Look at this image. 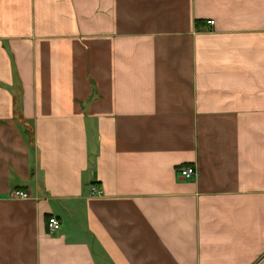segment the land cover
I'll use <instances>...</instances> for the list:
<instances>
[{
    "label": "crops",
    "instance_id": "1",
    "mask_svg": "<svg viewBox=\"0 0 264 264\" xmlns=\"http://www.w3.org/2000/svg\"><path fill=\"white\" fill-rule=\"evenodd\" d=\"M0 264H264V0H0Z\"/></svg>",
    "mask_w": 264,
    "mask_h": 264
},
{
    "label": "built area",
    "instance_id": "2",
    "mask_svg": "<svg viewBox=\"0 0 264 264\" xmlns=\"http://www.w3.org/2000/svg\"><path fill=\"white\" fill-rule=\"evenodd\" d=\"M208 24H213V20H208L207 21ZM179 173L182 176H192L196 173V168L194 165H184V166H180L178 168ZM91 193L92 194H101L102 193V189L99 188L98 186L93 185L91 188ZM13 194L19 197H27L28 193L22 189H16L13 191ZM60 219L54 215V214H50L47 217L46 220V227H47V231L48 232H53L55 230H57L60 227Z\"/></svg>",
    "mask_w": 264,
    "mask_h": 264
}]
</instances>
